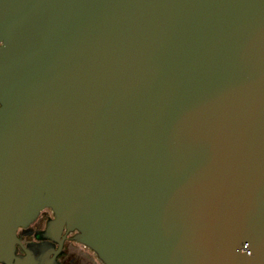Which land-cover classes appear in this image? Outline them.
<instances>
[{"label": "water", "instance_id": "obj_1", "mask_svg": "<svg viewBox=\"0 0 264 264\" xmlns=\"http://www.w3.org/2000/svg\"><path fill=\"white\" fill-rule=\"evenodd\" d=\"M0 42V261L54 264L49 206L105 264H264V0H0Z\"/></svg>", "mask_w": 264, "mask_h": 264}, {"label": "flooded vegetation", "instance_id": "obj_2", "mask_svg": "<svg viewBox=\"0 0 264 264\" xmlns=\"http://www.w3.org/2000/svg\"><path fill=\"white\" fill-rule=\"evenodd\" d=\"M1 43V42H0ZM57 219L52 207L41 209L37 217L26 226L17 229L15 257L27 255V249L35 246V257L46 252L54 264H105L99 254L77 238L78 229H70L66 224H57L46 234L50 223ZM44 236V237H43ZM14 262H16L15 259ZM0 264H10L0 261Z\"/></svg>", "mask_w": 264, "mask_h": 264}]
</instances>
